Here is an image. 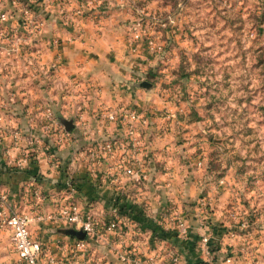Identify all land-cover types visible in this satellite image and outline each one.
Listing matches in <instances>:
<instances>
[{
    "label": "crops",
    "instance_id": "1",
    "mask_svg": "<svg viewBox=\"0 0 264 264\" xmlns=\"http://www.w3.org/2000/svg\"><path fill=\"white\" fill-rule=\"evenodd\" d=\"M97 1L108 9L98 24L81 21L78 30L71 29L63 24L62 13L55 10L43 26L45 42L57 38L61 47L53 49L48 43L43 44L45 68L39 69L40 73L36 74L40 83H43V78L53 80L55 83L48 86L49 92L56 91L64 99L65 89L76 91L74 87L79 84L88 86L92 91L94 86L95 94L102 99L95 100L97 106H89L91 111L78 113L72 131L61 129L52 132L53 129L43 125L42 117L43 112L56 109L47 106L43 110L41 105L33 107L26 102V96L33 92L30 75H33L31 70L34 66L28 65L26 60L11 65L0 62V121L7 130L0 140V193L7 194L20 208H26L29 206L26 205L29 184L38 177L40 187L49 193H58L67 182H72L78 188L81 208L84 212L95 214L101 221L109 218L114 207L129 211L135 225L126 230L125 243L140 254L141 260L137 264H264L262 258L258 262L250 261L247 253L252 248L264 253V237H261V244L256 241H259L258 236H253L256 232L252 235L237 232L235 238L227 236L231 228L226 231L224 228L231 219H238L236 208L227 212H212V209L204 208L197 197L187 193L197 187L195 184L187 185L186 179L181 189L183 195L173 196L177 173L167 165L171 159V148L166 143L146 146V141L150 143V139L142 133L141 124L140 144L127 145L128 142L119 139L121 126L108 121L106 124L98 116L104 110L118 107L132 109L133 104L142 106L141 109L146 107L140 101L129 100L133 99L131 96L134 93L118 98L114 95L113 83L121 76L129 87V76L140 77L143 73L135 64L147 65L150 62L131 54L125 40L128 21L138 13L134 15L126 0H95L96 4ZM80 3L81 0H77L75 7ZM3 9L8 10L17 21L20 12L14 0H0V11ZM124 99L129 101L126 106L116 101ZM70 107L72 110H84V106L78 103ZM33 110L39 112L35 117ZM107 140L124 143L125 148L114 156H105L98 164L93 163V153ZM162 146L167 149L164 153ZM125 156L136 159L137 166L145 174L141 182L129 178L115 181L113 171ZM164 163L166 165L162 167ZM192 199L197 201L192 202ZM213 200L216 206V197ZM53 210V204L49 202L45 211ZM180 222L187 228L186 237L180 233ZM261 228L262 231L257 232L259 235L264 234V222ZM66 230L64 225L52 221L32 229L35 237L51 243L59 238L66 239ZM115 237L113 235L112 239ZM204 238L208 240L204 241ZM112 239L105 247L93 245L92 257L98 264H124L116 254L118 241ZM52 246L54 248V244ZM13 250L10 234L1 233L0 264H15L17 256ZM172 255L177 258L176 262ZM228 260L232 262L228 263Z\"/></svg>",
    "mask_w": 264,
    "mask_h": 264
},
{
    "label": "rangeland",
    "instance_id": "2",
    "mask_svg": "<svg viewBox=\"0 0 264 264\" xmlns=\"http://www.w3.org/2000/svg\"><path fill=\"white\" fill-rule=\"evenodd\" d=\"M126 1L134 15L138 13L135 18L142 14L161 50L142 48L139 53L129 50L150 63L135 64L143 73L140 77L129 76V87L119 76L113 83V92L122 99L125 94L134 93L129 100L140 101L146 107L141 109L142 106L133 104L132 109L118 107L113 110H135L143 115L146 122L142 133L150 139L145 145L166 143L171 148L167 165L177 173L173 196L183 195L181 189L186 179L187 185L197 187L187 193L197 197L204 208L212 212L237 209L238 219L232 217L224 228L225 231L231 228L227 236L232 231L246 235L256 232L253 236H258L259 241H256L262 244L264 234L257 232L262 231L264 222V0ZM98 2L87 8L94 13L90 21L97 24L108 10ZM124 35L127 41V30ZM135 67L133 65V69ZM31 71L33 92L26 96V102L33 107L41 105L43 110L47 106L56 109L49 110L50 117L48 112H43L42 117L45 127L51 125L52 120L57 122L52 132L61 129L67 132L59 123V117L73 120L75 127L78 113L91 111L89 106H97L95 100H102L94 92L96 87L92 86L91 91L88 86L79 84L74 87L76 91L60 87L65 89L64 99L56 91L49 92L48 86L55 83L53 80L43 78L40 83L38 65L35 64ZM142 80L151 82L152 87H139ZM116 101L125 106L129 102ZM75 103L82 104L84 110H72L70 106ZM104 111L98 116L108 124ZM33 113L35 117L39 112L33 110ZM148 121L150 125H145ZM120 128L119 139L129 143L125 128ZM140 128L141 125L139 137ZM161 151H167L166 147L162 146ZM70 184L73 183L67 182L58 193L41 188L48 196L44 211L46 205L65 193ZM26 197L27 205L29 198ZM243 223L246 227L241 230ZM114 239L118 241V235ZM108 245L107 242L103 247ZM255 249L247 250L250 261L263 260L264 253Z\"/></svg>",
    "mask_w": 264,
    "mask_h": 264
},
{
    "label": "built area",
    "instance_id": "3",
    "mask_svg": "<svg viewBox=\"0 0 264 264\" xmlns=\"http://www.w3.org/2000/svg\"><path fill=\"white\" fill-rule=\"evenodd\" d=\"M77 0H14L20 15L17 21L8 10L0 11V62L13 64L26 60L28 65H38L39 69L45 68L43 63V44L48 43L49 48L59 49L61 42L53 38L45 42L43 39V26L55 10L63 15V24L71 29H79L81 21H90L94 18L92 10L87 11L95 0H81L75 7ZM87 19V20H86ZM127 45L132 53H139L142 48L152 51L161 50L156 44L151 31L142 17H136L127 24ZM39 46H41L39 48ZM34 48V49H33ZM56 67V64L55 66ZM51 116V112L47 114ZM104 118L125 128L129 143L133 146L140 144L139 126L146 119L135 110H106ZM57 122L52 120V129ZM58 125V124H57ZM7 130L0 121V140L5 137ZM127 145H130V144ZM123 144V145H122ZM107 140L93 153V163H99L105 156H114L125 148L124 143ZM126 144V143H125ZM126 152V150H125ZM124 152V153H125ZM133 156H125L124 160L114 169L115 181L129 178L141 182L145 178L142 169L137 166ZM39 178L35 177L28 187V207L25 210L15 204L7 194L0 193V234L8 232L17 256L15 264H98L92 257L93 245L109 243L110 235H118L116 254L124 264H137L140 254L132 246L125 243L126 230L135 225L132 214L114 207L107 220H99L95 214L84 212L78 200V188L70 184L61 195L51 200L54 210L45 213L44 203L48 202L43 193ZM205 202H202L204 204ZM47 206V205H46ZM52 221L62 224L68 229L82 231L84 239L69 237L59 238L45 242L34 236L32 229L36 225H43ZM246 227V223L241 225ZM180 233L187 236L188 231L183 222L179 223ZM237 232L232 231L230 237L235 238ZM204 238V241H207ZM54 244V248L52 246ZM173 257L176 262L177 258ZM231 263V260L227 261Z\"/></svg>",
    "mask_w": 264,
    "mask_h": 264
},
{
    "label": "water",
    "instance_id": "4",
    "mask_svg": "<svg viewBox=\"0 0 264 264\" xmlns=\"http://www.w3.org/2000/svg\"><path fill=\"white\" fill-rule=\"evenodd\" d=\"M139 87L141 88H145V89H149L152 87V83L149 82V81H142L138 84ZM58 121L60 124H63L64 128L66 129L67 132H70L73 127H74V123H73V120H70V119H65L63 117H59L58 118ZM65 233L69 236H72V237H76V238H79V239H84L85 238V233L82 232V231H76V230H73V229H68L65 231Z\"/></svg>",
    "mask_w": 264,
    "mask_h": 264
}]
</instances>
